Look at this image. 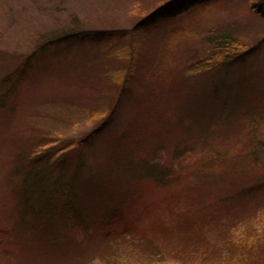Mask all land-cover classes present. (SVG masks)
<instances>
[{"label": "rangeland", "instance_id": "374dc122", "mask_svg": "<svg viewBox=\"0 0 264 264\" xmlns=\"http://www.w3.org/2000/svg\"><path fill=\"white\" fill-rule=\"evenodd\" d=\"M161 2L0 0V81L20 74L0 89L12 86L0 110V264H65L54 247L72 258L71 247H60L65 238L74 246L102 225L118 228L117 210L123 225L161 248V262L152 257L150 264H220L212 259L226 252L225 242H237L250 224L261 226L263 185L249 197L254 205L218 199L236 190L239 178L251 184L264 176V0H184L142 24ZM57 28L106 37L38 53L42 35ZM223 33L241 44L238 57L224 63L234 51L216 56L213 39ZM203 60L208 68L194 71ZM83 136L90 138L69 148ZM45 139L55 157L66 153L50 182L73 176L75 198L66 206L35 194L27 208L14 172ZM253 149L262 159L257 165ZM175 152L182 155L175 159ZM152 164L171 169L172 178L179 171L191 178L202 167L192 202L169 207ZM29 209L52 217L39 225L23 215ZM180 229L179 251L177 237L162 231Z\"/></svg>", "mask_w": 264, "mask_h": 264}, {"label": "trees", "instance_id": "16d2710c", "mask_svg": "<svg viewBox=\"0 0 264 264\" xmlns=\"http://www.w3.org/2000/svg\"><path fill=\"white\" fill-rule=\"evenodd\" d=\"M161 1L162 2L157 6H155L153 10L149 12L148 16L144 18L142 24L145 25L146 22L151 19L153 13L161 10L162 8H166L170 5L180 4L184 0H161ZM64 29L57 28L53 32L49 33L50 34L49 36H47V34L42 35L40 39L41 42H39V44L36 45L35 50L38 53H41L45 51L47 47L53 45H59L61 43L81 41L82 39L85 38L103 39L106 37L104 33L96 32V31H94L92 34L89 33L87 35V32L85 33H83V31L67 32V30ZM213 40H215L214 42L217 44L215 50H216V56L218 57H219L218 55L219 49L223 51L225 49L227 52L229 51V48H233L234 52L226 54V56L222 57L223 63L229 62L232 59L238 57L239 50L237 47H241L240 46L241 44L237 37H233L228 33H223ZM209 64H210V60H203L199 62L197 66L192 68L194 69V71L197 72L203 69H207ZM14 73L8 74L0 81V89L2 87L7 86L12 81L13 78H15L16 80L13 83L18 81L20 74L15 76ZM11 87L7 91H4L5 93L1 92L0 94V110H2L5 106L3 101L5 100V98H7L8 94L12 92ZM105 123L106 121H103V123H101V125H99L95 129V131H93V133L99 135L100 131L104 128ZM89 138L90 137H86V136H83L82 139L77 138L75 139V141L73 140L75 144L69 145V148L72 149L73 147L74 148L78 147L81 143L89 140ZM48 140L49 139H45V141L41 144L44 148L41 149L42 146L38 148L39 153H37L36 155L31 156L30 154L29 157L25 156L26 158L20 157L19 159L18 166L14 174H17L20 177L19 192L22 196L20 201L21 206L27 207V204H29L28 201L35 194L45 196L46 200L44 202L53 201L56 202V204H61L62 202L67 200L68 203L67 204L65 203L66 206L69 205L71 201H74L76 185L74 184L73 176L69 175L70 176L69 178L67 177L60 180H58L60 178L58 177V179H54L52 183L50 182V178L54 170H56V168L59 166L61 168L64 166L66 153L61 154L60 157L59 156L55 157V155L52 153L53 148L52 147L49 148V145L46 147L44 144ZM173 155L174 158L177 159L182 154L175 152ZM251 156H253L254 164L256 165L260 163L262 160L261 157L258 156L257 151L255 149H253ZM65 166H67V163ZM229 166L230 165H228L227 167ZM150 169L152 173L155 174V176L157 174V178H156L157 180L156 183L158 184L157 187L159 190H161V192L164 193L163 196L165 197V202H167L169 207L174 208V206L177 205L176 202H179L181 200H184L186 204L187 203L190 204L193 200V193L199 192V190L197 191V186H198L197 184L202 180L197 179L196 173L203 171V168L200 166L194 169V172L192 173L193 176L191 178H190L191 174H188L187 172L182 174L181 171H179L176 174L177 177L172 178L173 171L171 169H168L169 171L161 170L159 166L155 164H152L150 166ZM239 180H240V184L238 188H236V190L226 191L224 197L221 198L219 197L218 199L219 203L227 205V204H233L234 202L244 201L250 204L253 203V205L256 204L254 202H251V199H249V197H251V194L255 189L258 188V186L259 187L262 185L264 186V176H261L256 183L254 182L251 184H247L243 182L240 178ZM189 182L193 183V185H189ZM200 184H201L200 186L204 185V183H200ZM246 192H249L250 194L248 195ZM256 208L257 206L254 207V209ZM115 212H116L115 215L117 216L121 215L120 219L122 223L119 224V227L116 226L118 228L116 229L113 228V230H111V226L102 225L100 226L101 228L99 227L97 230L85 234L88 242L84 240L82 241L84 243L80 242V240L76 242L75 239V243L73 244L75 247L72 246L71 239L65 238L63 245L61 244L60 247L62 248L64 246H68V248L71 247L73 256L72 258H68L63 254L62 250H60L59 247L58 248L54 247L55 252L61 256V258H59V260L57 261H60L61 263H65V264H95V262L99 264L100 263L101 264H150L152 257L157 259L159 257L160 258L162 257L163 254L162 250L157 244H153V242L149 240L148 237H144L145 233L136 234L129 223H124L123 225L124 217L122 216V212H120V210H117ZM67 214H71V213L68 212L66 213V215ZM23 215L37 219L38 224L43 226H45V223L49 222V221L46 222L47 217H49V220L52 217L50 213L47 214V212H45L43 209H38L37 211L29 209V211H26V214ZM239 217L240 216L233 218L237 220V218ZM243 219H245V216H242L240 218V220ZM254 222H256V220ZM259 222L261 224L259 229H257L258 223H254L253 227H251L250 224V226L244 229L243 232H238L239 235L237 236L238 237L237 242L233 241L231 244L225 242V245L228 246L226 252L221 256L218 254V256H216L215 259L212 260L220 264H225V263L226 264L227 263L228 264H264V237H263L264 221L259 220ZM108 225L110 224L108 223ZM162 233L165 236L175 235L177 238L173 240V242L179 247V251H180V248L183 243L179 236L185 235L184 231L180 229L176 233H170V231L168 230H163ZM246 236H247V241H246ZM195 241L196 240H194V242ZM70 243L71 246L69 245ZM84 246H86L85 249H83ZM192 247L194 248L193 245ZM230 247L231 248L233 247V249L230 250ZM48 249L49 252L52 250V248H48ZM156 252L159 253L158 257L154 254ZM160 258L158 259L159 261ZM171 264H179V263L172 261Z\"/></svg>", "mask_w": 264, "mask_h": 264}]
</instances>
